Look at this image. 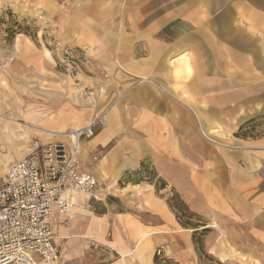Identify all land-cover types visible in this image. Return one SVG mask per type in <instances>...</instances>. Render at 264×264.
<instances>
[{
  "label": "crops",
  "instance_id": "1",
  "mask_svg": "<svg viewBox=\"0 0 264 264\" xmlns=\"http://www.w3.org/2000/svg\"><path fill=\"white\" fill-rule=\"evenodd\" d=\"M79 1L83 12L93 5L97 13L99 4L108 13L95 20L80 6L72 13L76 26L89 21L78 44H95L99 66L109 69L108 79L93 78L100 98L105 93L97 108L87 110L80 82L77 95L59 105L41 84L35 97L23 95L22 71L53 84V64L43 55L34 66L13 67V88L11 67L0 73L5 149L14 136L8 116L27 125L30 139L65 142L92 121L106 120L81 143L80 161L97 181H113L120 191L97 188L96 200L72 196L68 224L56 230L59 264H155L161 246L173 252L181 241L188 249L189 234L154 186L119 182L145 159L193 212L229 220L264 246V0ZM118 84L125 85L120 96ZM119 128L127 139L111 146ZM216 131L229 142L209 137ZM160 134L156 144L149 140Z\"/></svg>",
  "mask_w": 264,
  "mask_h": 264
},
{
  "label": "rangeland",
  "instance_id": "2",
  "mask_svg": "<svg viewBox=\"0 0 264 264\" xmlns=\"http://www.w3.org/2000/svg\"><path fill=\"white\" fill-rule=\"evenodd\" d=\"M81 3L79 0H0V73L2 69L11 67L12 73L7 75L10 87H15L12 83L14 66H21L22 69L27 65L34 66L37 60L42 59L41 55H43L44 59L53 64V84L47 85L45 81L38 82L34 73L22 71L21 76L17 75V78L19 81L21 78L26 82L23 85L28 90L23 92V95L35 97L34 95L37 94L35 92L36 85L41 84L40 89L48 88L57 94L54 100L55 105H59L74 96L75 88L79 87L80 82V84H85L86 88L80 89L78 96L85 99L87 110H92L93 107L97 108L100 105L101 98L105 93L102 92L100 98V93L93 84V78L108 79L109 69L99 66L96 58L97 52L94 51L95 44H92L91 41H88L89 45L78 44L79 39L85 38L82 33L89 23V21L83 20L82 24L76 26L79 24V20L72 13L75 14L74 11ZM80 8H82V14L90 13L92 19L96 14L98 16L108 15V13H103V8L99 4L96 5L97 13L93 5L91 6L92 11L83 12V10H87V7H83V5ZM69 12L71 15H67ZM109 15L111 14L109 13ZM105 21L110 22V19ZM101 22L100 19L96 20L93 28L100 27ZM76 29H79L80 32ZM90 31L93 33L95 29ZM28 44H32V47H29ZM20 48L21 50H18ZM18 74L20 75L19 72ZM124 86L118 84L117 95L124 94L122 91ZM101 118L104 120L103 117ZM116 119L119 117L117 116ZM18 122H21V125L11 121L7 123L12 125L11 129L14 135L11 140L12 148L8 150L0 145V181L8 163L15 161L12 160L13 158L23 157L25 145L33 140L28 137L29 128L27 125L22 120ZM0 129H2L1 126ZM126 133L120 129L110 145L117 146L124 143L127 139ZM227 133L230 136V133ZM225 135L226 133L216 131L214 136L209 135V137L219 142L228 143L230 137L227 139ZM156 137L151 136L149 140L156 144L154 141L161 139V134ZM85 140L88 139H83L82 142ZM157 150L161 152V148ZM143 162L148 163V171L154 172L155 176L152 178V183H149L146 180L151 175L147 176L146 173H143L142 176L147 178L141 182L142 185L154 186V188L156 185L157 188H160L161 181L166 184L164 189L155 188L156 193L163 197L168 205L170 203L173 208L170 205L169 207L181 228L186 230L190 238L188 249L181 241H178L179 243L176 245L178 249L176 248L173 252L165 251L164 246H161V249L158 248L154 254L157 256V264H264L263 245L256 243L252 237L241 234L229 220L221 218L208 220L193 212L173 187L167 186L164 180L157 177L152 162L146 159ZM139 169L140 167L125 172L123 174L125 178L119 182L125 184L126 180H137L138 177L134 173ZM97 185L102 193L117 194L120 191L113 181L100 180L97 181ZM160 191L161 193H159ZM150 220L154 221L152 218ZM59 262L60 259L56 264Z\"/></svg>",
  "mask_w": 264,
  "mask_h": 264
},
{
  "label": "built area",
  "instance_id": "3",
  "mask_svg": "<svg viewBox=\"0 0 264 264\" xmlns=\"http://www.w3.org/2000/svg\"><path fill=\"white\" fill-rule=\"evenodd\" d=\"M97 125L105 121H92L69 142L33 139L28 153L5 167L0 182V264L59 261L56 230L68 224L72 196L98 198L97 180L80 161L82 140L93 137Z\"/></svg>",
  "mask_w": 264,
  "mask_h": 264
},
{
  "label": "trees",
  "instance_id": "4",
  "mask_svg": "<svg viewBox=\"0 0 264 264\" xmlns=\"http://www.w3.org/2000/svg\"><path fill=\"white\" fill-rule=\"evenodd\" d=\"M148 167H149V165H148L147 162H141V164H140V169L134 173V175L137 176L138 179H137V180H126L127 183L138 184V183H140V182L146 180L147 177L142 176L143 173H146L147 176H148V175H151V176H149V177L147 178L146 181H148L149 183H152V178L155 176V173L152 172V171H148V170H149ZM124 178H125V175H123V177L121 178V180L123 181ZM165 185H166V184H165L164 182L161 181V187H160V188H157L156 185H155V188H156V189H164V188H165ZM169 205H170V203H169ZM170 207H172V206L170 205ZM172 208H173V207H172ZM174 209L177 210L175 207H174ZM177 211H178V210H177ZM177 218H178V220H179V217H178V216H177ZM181 224H182V223H181ZM154 262H155V264H157V256H154Z\"/></svg>",
  "mask_w": 264,
  "mask_h": 264
},
{
  "label": "bare ground",
  "instance_id": "5",
  "mask_svg": "<svg viewBox=\"0 0 264 264\" xmlns=\"http://www.w3.org/2000/svg\"><path fill=\"white\" fill-rule=\"evenodd\" d=\"M9 120H11V121H13L14 120V118L13 117H11V116H8L7 117ZM73 134V133H72ZM5 170V169H4Z\"/></svg>",
  "mask_w": 264,
  "mask_h": 264
}]
</instances>
